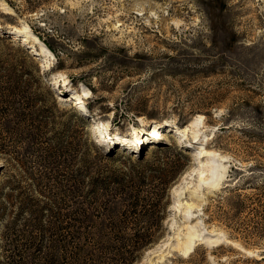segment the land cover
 <instances>
[{"label": "rangeland", "instance_id": "obj_1", "mask_svg": "<svg viewBox=\"0 0 264 264\" xmlns=\"http://www.w3.org/2000/svg\"><path fill=\"white\" fill-rule=\"evenodd\" d=\"M3 1L15 14L0 10V58L13 62L23 57L27 68H37L41 84L62 114L34 145L43 135H56L64 120L75 121L78 111L85 116V129L90 122L108 120L109 132L118 131L131 141L111 138L99 144L88 132L95 145L111 149L116 165L142 156L155 164L167 160L169 169H178L162 200L158 236L132 264H264V0ZM21 21L51 45L55 57L50 64L29 48L35 41L13 40L7 29ZM46 61L41 70L39 62ZM61 76L68 79L67 85L61 84ZM82 86L91 92L87 98H76L81 100L76 107L57 96L58 91L79 93ZM197 113L203 114L205 124L198 136L193 138L197 128H192L177 142L174 134L181 132L171 124L184 126ZM5 118H14L13 111ZM6 120L0 119V127L8 125ZM154 124L165 134L157 138L150 133L148 127ZM132 127H139L134 134ZM202 146L228 158L221 161V179L215 185L204 184L198 175L204 168V157H198ZM27 159L31 175L49 170L39 154ZM215 159L220 160L218 155ZM3 162L0 158V233L10 219L3 213L8 184L21 172ZM59 166L53 164L55 170ZM186 170L191 173L174 192ZM174 197L180 211L171 217L180 232L170 228L167 219ZM190 223L204 227L205 236L219 235L221 242L197 243L188 256H181L173 245ZM209 230L216 234H208ZM169 235L165 247L149 261L143 259L148 249ZM5 255L0 249V264Z\"/></svg>", "mask_w": 264, "mask_h": 264}, {"label": "trees", "instance_id": "obj_2", "mask_svg": "<svg viewBox=\"0 0 264 264\" xmlns=\"http://www.w3.org/2000/svg\"><path fill=\"white\" fill-rule=\"evenodd\" d=\"M9 110L14 118H5ZM77 114L34 145L62 114L37 68H27L23 57L0 58V119L8 123L0 127V158L21 170L4 201L10 217L0 233L4 264H132L158 236L162 200L178 169L142 156L116 165L111 149L91 142L85 116ZM36 154L49 170L33 176L27 158Z\"/></svg>", "mask_w": 264, "mask_h": 264}, {"label": "bare ground", "instance_id": "obj_3", "mask_svg": "<svg viewBox=\"0 0 264 264\" xmlns=\"http://www.w3.org/2000/svg\"><path fill=\"white\" fill-rule=\"evenodd\" d=\"M160 5H162V4H160ZM205 5H206V3H205ZM217 8L218 7H216V9ZM0 10H2V12H4L5 14H15L14 10L10 6H8L5 3V1H3V0H0ZM241 10H243V9H241ZM153 11H154V9H153ZM147 13H149V12H147ZM160 13H162V12H160ZM165 13H167V12L165 11ZM220 16H222V15H220ZM156 19H157V17H156ZM145 21H147L146 17H145ZM174 21H176V20H174ZM1 25H2V23L0 22V26ZM7 30H8V32L13 34V40L19 39V40H23V42H24V40L27 38V39H29L28 41L31 40L30 42H32V43L35 41L32 46H29V48H31V51L34 52L35 54L40 55V56H44L49 61V63L47 61H46V63L39 62V67L41 68V70H44L47 67V63L50 64V62H51L50 60L55 57L54 54H53V51L41 40V38L37 34H35L32 31V29L30 28V26L26 22L21 21V23H20V25L18 27H13V28L11 27V28H8ZM21 35H22V39H20ZM56 81H57V79H56ZM59 81H61L62 85H67V83H68V79L66 77H64V76L59 77ZM90 92H91L90 88L82 86V89H81V91H79V93H67L66 94V93H62L61 91H58L57 96H59V99L69 98V99H75L76 100V98H81V96H88V94ZM79 101H81V100H79ZM72 103H75V102H72ZM73 106L74 105H72V107ZM203 117H204L203 114L197 113L192 118V120L189 123H187L184 126H180V127H177L176 125H174V123H172L173 125L171 124V126L176 127L181 132V135L174 134L176 136L177 142L181 141V137L183 135H185L186 132L188 130H191L192 128H197V129L193 130V132H195V133L192 134L193 138H196L198 136L197 134L199 133L198 131H201V127H204V125H205L203 123ZM138 119H140V121L143 122V119L141 117L138 116ZM108 125H109V121L108 120H105V121L96 120V121H93V122L89 123V126H88L87 130H88L90 136L94 137L95 140L99 144H103V143H107V142L109 143V139H111V138L114 139V140L122 141V142H131L130 140H126L127 139L126 136L121 134L118 131H115V132H112V133L109 132L107 130ZM138 128L132 127V131H131L132 134L136 133L138 131ZM144 128H145V126L143 128H141V130L143 131ZM160 128L161 127L159 125L154 124L152 126V128H150V126H149L148 130H149L150 133L156 135V137L158 138V137H160V136L165 134V131L163 129L160 130ZM165 130H167V129H165ZM192 153H193V155H197V154H195L196 153L195 150L192 151ZM198 154H199L198 157H204V166H203L204 168L199 169V171H198L199 174L198 175L200 176V178L202 179L204 184L215 185L221 179V167L223 166L221 161L226 162V160L228 159L227 156L219 154L217 150L211 149V148H209L207 146H202L199 149ZM216 155H218V158L220 159L219 161H217L215 159ZM200 161H201V159H199V162ZM190 173L191 172L189 170H186V171L182 172V174L180 176V179H179V182H177L174 185V187H173V191L174 192H176L178 187H180L181 184L186 181V178H187V176ZM191 205H196L198 208H200V205L199 204H195V202H192ZM169 210H170L171 213H170L169 217H167V219H169L168 222L170 223V228L176 229L177 232H180L181 228L180 227H175L173 218L171 217L173 214H175V213L180 211V203H179L178 197H174L173 198V201L170 203ZM188 224L186 225L187 230L183 233V236L180 237L179 235H177V239H176V241H175V243L173 245L175 248L178 249V252H179V254L181 256H183V257L188 256L193 251L194 246L197 243L206 242L209 245L210 244L217 245V244H219L221 242V237L219 235L214 236V238L205 236V235H203V232H202L204 227L195 226L194 224L191 225V223H190V225H188ZM206 232L208 234H210V235H214V233H215L213 230H209V231H206ZM170 238H171V235L167 236L164 240L158 242L155 246H153L150 249H148L143 259L149 261L151 259V257L155 255V252L158 251L157 249H162L163 247H165L168 244V241H169ZM233 245L236 246L235 242H233ZM243 250L247 254H253L251 252V250H249V249H243ZM159 258H163V255L159 256Z\"/></svg>", "mask_w": 264, "mask_h": 264}, {"label": "water", "instance_id": "obj_4", "mask_svg": "<svg viewBox=\"0 0 264 264\" xmlns=\"http://www.w3.org/2000/svg\"><path fill=\"white\" fill-rule=\"evenodd\" d=\"M88 127V126H87Z\"/></svg>", "mask_w": 264, "mask_h": 264}]
</instances>
